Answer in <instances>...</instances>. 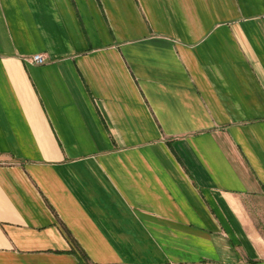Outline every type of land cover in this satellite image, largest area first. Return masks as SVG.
I'll list each match as a JSON object with an SVG mask.
<instances>
[{
	"label": "crops",
	"instance_id": "obj_1",
	"mask_svg": "<svg viewBox=\"0 0 264 264\" xmlns=\"http://www.w3.org/2000/svg\"><path fill=\"white\" fill-rule=\"evenodd\" d=\"M0 264H264V0H0Z\"/></svg>",
	"mask_w": 264,
	"mask_h": 264
},
{
	"label": "built area",
	"instance_id": "obj_2",
	"mask_svg": "<svg viewBox=\"0 0 264 264\" xmlns=\"http://www.w3.org/2000/svg\"><path fill=\"white\" fill-rule=\"evenodd\" d=\"M33 61L37 64H44L46 62V57L43 54H35L33 56Z\"/></svg>",
	"mask_w": 264,
	"mask_h": 264
}]
</instances>
